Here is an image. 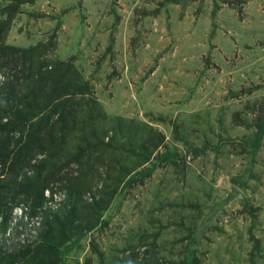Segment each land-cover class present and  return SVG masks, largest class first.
Returning <instances> with one entry per match:
<instances>
[{
	"label": "rangeland",
	"instance_id": "374dc122",
	"mask_svg": "<svg viewBox=\"0 0 264 264\" xmlns=\"http://www.w3.org/2000/svg\"><path fill=\"white\" fill-rule=\"evenodd\" d=\"M2 24L0 197L17 177L43 221L23 242L0 212V264H264V0H0Z\"/></svg>",
	"mask_w": 264,
	"mask_h": 264
},
{
	"label": "built area",
	"instance_id": "2783aa9c",
	"mask_svg": "<svg viewBox=\"0 0 264 264\" xmlns=\"http://www.w3.org/2000/svg\"><path fill=\"white\" fill-rule=\"evenodd\" d=\"M48 198H51V194L48 191ZM60 201V197L59 196H53L51 198V201L49 202V205H55L58 204ZM29 209L26 208L24 206V204L22 206L16 207L13 209L12 213H11V220L9 221L10 226L9 228V232L11 231V229H18L20 228L19 232H20V236L18 237L19 240H22L24 237V231L25 230H31V231H35L33 234H30L28 237L25 236V238L23 239V242H30V239L35 238L38 234L36 233V231L38 232V230L40 229V226L42 225V218L41 217H37L35 219L31 218L29 216ZM7 234V231H6ZM23 237V238H21ZM21 238V239H20ZM35 241V239L33 240Z\"/></svg>",
	"mask_w": 264,
	"mask_h": 264
},
{
	"label": "trees",
	"instance_id": "16d2710c",
	"mask_svg": "<svg viewBox=\"0 0 264 264\" xmlns=\"http://www.w3.org/2000/svg\"><path fill=\"white\" fill-rule=\"evenodd\" d=\"M3 24L2 25H0V51H2V53H4V54H7V55H10L9 54V52L10 51H6V49H8V48H10V46H7V45H5V38L2 36L3 34H6V33H8V31H9V27H7L6 25H5V27H4V32H3V30H2V28H3ZM3 33V34H2ZM6 37V36H5ZM4 39V40H3ZM18 57V59L19 60H23L24 62H26L27 63V61L23 58V56L21 55V56H17ZM20 104H23L24 105V108L23 109H21V108H17L16 109V112L15 113H18L20 116L19 117H21L23 114V112L24 111H26V109H27V106H26V104H24V102L21 100L20 101ZM16 107V106H15ZM8 122H10L9 121V119H7V121H6V123H8ZM7 125V124H6ZM5 125V126H6ZM4 130L6 131V128L5 129H3L2 131H0V135H1V133H3L4 132ZM2 137H3V134H2ZM32 140V139H31ZM34 143V142H33ZM40 168L41 167H37V170H40ZM10 181L12 180V178H10L9 179ZM17 177L15 178V180L14 181H11L12 183L10 184V185H12V187L11 188H9V189H7V191H6V194H7V196H4V197H0V199L2 198V207L0 206V212H6V213H9L10 211H11V213H12V206L14 205V203H15V196H12V195H14V193H13V191L15 190V188L16 187H19L20 186V184H18L17 183ZM14 184V185H13ZM3 188V187H2ZM13 193V194H12ZM7 203L9 204V206H7Z\"/></svg>",
	"mask_w": 264,
	"mask_h": 264
}]
</instances>
